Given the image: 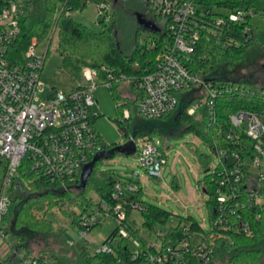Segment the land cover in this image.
<instances>
[{"label": "built area", "instance_id": "obj_1", "mask_svg": "<svg viewBox=\"0 0 264 264\" xmlns=\"http://www.w3.org/2000/svg\"><path fill=\"white\" fill-rule=\"evenodd\" d=\"M145 1L151 13L160 19L154 22L160 32L147 45L150 51L157 50L156 56L135 61L132 68L138 72L133 76L106 67L94 70L86 66L82 69L86 80H101L110 89L125 82L134 85L141 92L138 110L145 120H159L175 113L180 103L179 96L195 91L200 100L191 105L188 114L197 116L203 109L201 115L207 113L215 123L216 100L241 87L223 85L205 78L201 72H194L191 69V55L204 35L223 48L248 43L250 21L254 14L209 6L206 0ZM20 4L21 0H0V239L4 240L5 218L12 207V189L27 188L36 179L45 178L52 183H61L62 189L70 191L78 179L81 180L83 168L104 151L101 137L94 127L95 120L100 116L98 103L93 96L97 85L79 86L69 93L50 89L45 97L39 99L37 95L44 86L42 75L47 51L44 56H39L38 44L34 43L27 50L24 60L11 54L25 15ZM97 20L99 23L100 20L112 22L113 12L109 4L104 2L97 5ZM56 32L54 29L51 38ZM166 40H169V45ZM244 90L242 87V92ZM249 90L247 88V92ZM54 93L55 97L50 98ZM134 94L137 99V94ZM123 116L130 119V110L126 109ZM230 123L233 129L227 133L226 140L233 142L234 132L241 131L254 142V154L245 162L249 167V177L245 189H240L239 185L246 175L244 162L236 153L229 157L226 150L217 149V166L221 169L213 181L216 182L215 200L219 218L214 222V227L211 225L209 232L223 226L230 229L239 227L247 233L249 223L240 215L236 225L229 218L247 208L264 213V116L242 111L233 114ZM128 139V142L135 143L139 162L147 174L160 178L166 152L160 150L159 142H155L152 136L136 138L130 135ZM253 169L260 170L257 177L253 176ZM28 174L33 176L30 181L27 180ZM115 189L113 198L119 200L137 193L139 186L121 181ZM134 208H140L139 203H132L131 210ZM78 215L84 237L99 224L97 216L103 215L120 223L119 237L114 244L128 239L124 225L127 212L119 202L110 205L102 201L100 208L79 212ZM209 237L213 238L214 234ZM209 237L205 233L192 234L187 229L176 243L163 244L159 249L154 247V250L143 248L138 240L133 239L136 249L131 251L128 243L127 257L134 264H214V249L207 245ZM95 254L116 256L117 264H130L105 242ZM53 260L46 257L40 260L21 253L18 264H59Z\"/></svg>", "mask_w": 264, "mask_h": 264}, {"label": "trees", "instance_id": "obj_2", "mask_svg": "<svg viewBox=\"0 0 264 264\" xmlns=\"http://www.w3.org/2000/svg\"><path fill=\"white\" fill-rule=\"evenodd\" d=\"M136 1H142L150 11L149 5L145 0H127L128 3ZM104 2L105 0H27L26 5L29 12L25 11V15L21 20L20 34L11 47V54L15 58L24 60L26 52L31 45L34 43L39 45L51 40V34L56 29L59 33L60 55L63 58L64 68L80 72L86 66L94 70L106 67L126 76L137 74L138 71L132 68V64L137 60L153 59L158 53L157 50H149L147 46L149 43L147 45L140 43L139 36L141 31L145 30L144 28L139 26L135 30V44L132 52L127 54L125 46L118 41L113 33L107 30L106 22L100 20L102 29L97 32L77 21L72 15V13L84 11L88 4L95 3L100 5ZM206 3L209 6L224 8L232 12L242 10L254 15L260 14L264 16V0H206ZM116 12H113L114 23L118 22L116 20ZM154 17L156 19L155 22L160 20L156 16ZM151 22L154 23V21ZM158 32L153 33L157 34ZM152 39H156V36ZM250 55L264 56V45L256 44L253 35L249 37L248 43L228 48L216 45L212 39L204 35L196 46L195 52L191 55V69L194 72L203 73L205 78H211L214 82L229 86L239 85L241 88L231 94L221 95L216 100L217 118L215 123L210 120L207 113L201 115V117L188 114V109L191 105L200 100V97L195 95V91L181 94L176 112L159 119L160 121H165L175 116L177 122L183 126L180 135L194 132L203 142L209 145L215 154L217 149L226 150L229 157L233 153L238 154L241 157V161L244 162L243 170L246 174L239 185L240 189H245L248 181L249 167L246 166L245 162L253 157L254 142L238 130L234 132L235 140L233 142L226 140L227 133L233 129L230 117L242 111L264 116V89L257 92L253 90L247 92L248 86L245 83L222 76L219 72L223 67L228 70L236 68L247 61ZM119 87L120 85H116L111 89L119 111V118L114 121L125 135H134L136 138H140L158 133V128H153L150 132L142 130L145 119L140 116L138 110L141 92L137 91L134 85H131V91L138 96L137 99L131 100L123 97V92L119 91ZM242 87L245 89L243 92ZM120 100L122 104L118 103ZM126 109L131 112L130 119H125L123 116ZM101 142L104 150H110L114 147L105 145L102 139ZM188 148L208 168V157L201 153L197 146L188 145ZM98 163L95 165L94 171L83 191H79L80 179L73 187L74 189L66 191L62 189L61 183H52L45 178L36 179L27 188L12 189V207L5 218L4 230L5 234H11L17 238V244L13 247L12 257L0 264H18L19 254L21 253H24L27 257L44 260L46 255L33 256L27 249L26 246L29 241L27 233H43L49 236L54 234V223L46 218V214L49 210L59 208L61 203L65 201L74 203L79 207L80 212L83 213L100 208L102 201H106L110 205L121 203L127 212V219L124 225L127 228L128 239H121L119 243L114 244L115 239L119 237L120 227L118 226L104 242L114 247L116 253L120 257H124L127 263L134 264L127 257L126 248L128 247L129 239L138 240L145 249H155L147 240L140 236L138 229L128 224V218L132 212L131 204H140L138 193L142 187L139 186L138 192L134 195L114 200L115 187L121 180L114 176L108 179L99 177L97 175ZM220 169L217 166L214 169L216 170L215 173L207 169L209 174L206 177L207 188L205 192L209 196L207 204L212 227H214V222L219 218L215 200L216 182L213 181V178L216 177ZM32 177L31 174H28L27 180L30 181ZM91 192L98 196L97 202L93 198L88 197V193ZM141 212L144 217V226L152 231L155 226L167 225L171 218L169 212L155 206L143 207ZM239 215L249 223V232L245 233L239 227L230 229V227L218 226L215 227L213 232L206 233L202 225L191 216L185 219L183 231L189 229L192 234L205 233L208 237L214 234L213 238L209 237L207 239L208 247L214 249V264H219V261H224L228 264H264V213L258 209L247 208L234 217H228L233 225L238 223ZM74 216V222L79 226V215L74 212ZM9 218L12 219L10 224L8 223ZM178 240L174 232L170 231L164 243L170 245ZM64 252L66 254L63 260L64 264H117L118 260L116 256L91 255L88 252H77L75 259H72L67 257L72 252L71 248L64 249Z\"/></svg>", "mask_w": 264, "mask_h": 264}, {"label": "rangeland", "instance_id": "obj_3", "mask_svg": "<svg viewBox=\"0 0 264 264\" xmlns=\"http://www.w3.org/2000/svg\"><path fill=\"white\" fill-rule=\"evenodd\" d=\"M105 3L111 6L112 12H118H116L118 22L114 23L112 20L107 23V30L116 36L118 41L125 46L126 53L130 54L135 44L134 32L140 26L139 16L142 15L147 20L154 22L156 19L142 1L128 3L127 0H105ZM20 8L29 12L26 1L21 0ZM72 15L77 21L91 29L97 32L101 31L102 27L97 20V5L95 3L88 4L84 11L75 12ZM250 34L255 38L256 44L264 45V16L255 14L252 17ZM154 36L156 34L153 32L141 31L140 43L147 45ZM166 41V44L169 45V40ZM46 51L47 57L42 75L44 86L40 88L42 92L38 93V98L45 97L50 89L69 93L79 86L96 84L97 89L93 96L98 103L97 108L100 114L94 122L97 133L107 146L124 145L125 142H128L130 136H126L114 121L119 118V111L112 90L101 80L87 81L82 71L63 67L58 31L51 40L38 45L37 54L39 56H44ZM219 73L232 80L245 83L254 92L260 91L264 89V56L250 55L247 61L236 68L228 70L223 67ZM119 89L123 92L124 98L136 99L134 92L131 91V84L128 82L122 83ZM118 103L122 104V101L120 100ZM203 111V109L200 110L196 117H199ZM153 128H158L159 132L153 134L152 138L155 142H159L160 150L166 152V161L162 167L160 178L147 174L139 162L138 152L129 156L116 154L112 158L100 161L97 166V175L104 179L114 176L123 183L141 184H137L142 187L138 193L140 208L132 210L128 224L138 229L141 237L159 249L165 244L168 232L173 231L177 238L183 236L184 222L189 216L202 225L206 232L210 231L211 223L207 204L209 196L205 192L206 177L209 174L208 170L213 172L217 167L219 158L209 145L194 132L180 135L183 126L177 122L175 116L165 121L144 120L143 131L150 132ZM188 145L197 146L200 152L208 157V168L200 162L195 153L189 150ZM259 172L258 169L252 170L254 177H257ZM133 193L129 192V194ZM88 197L93 198L96 202L99 199L93 192L88 193ZM147 206H155L169 212L171 218L167 225L155 226L153 231L145 227L141 210ZM74 212L78 214L79 207L70 201L61 203L59 208L47 211L46 218L54 223V234L49 236L43 233H27L29 241L26 247L29 252L33 256L46 255V258L57 260L59 264H64V256L66 257L64 249L68 247L72 249V252L67 257L72 259H75L77 252H88L94 255L104 240L120 224L114 218H104L103 215H98L99 224L84 237L80 227L74 222ZM11 222L12 219L9 218L8 223ZM5 235V240L0 239V263L12 257L13 247L17 244L15 236ZM128 243L131 251H134L136 248L133 239H129ZM219 264L228 263L219 261Z\"/></svg>", "mask_w": 264, "mask_h": 264}, {"label": "water", "instance_id": "obj_4", "mask_svg": "<svg viewBox=\"0 0 264 264\" xmlns=\"http://www.w3.org/2000/svg\"><path fill=\"white\" fill-rule=\"evenodd\" d=\"M139 22H140V27L144 28L145 30L148 31H153V32H158L159 28L151 21L147 20L144 18L142 15L139 16ZM55 93L50 96V98H54ZM136 145L134 142L130 141L124 145H115L112 149L110 150H104L102 153L97 155L93 161L89 164H87L83 168L82 176H81V181H80V186H79V191H83L88 183V180L90 179L95 165L104 160V159H109L110 157L114 156L115 154H121V155H135L136 154Z\"/></svg>", "mask_w": 264, "mask_h": 264}, {"label": "flooded vegetation", "instance_id": "obj_5", "mask_svg": "<svg viewBox=\"0 0 264 264\" xmlns=\"http://www.w3.org/2000/svg\"><path fill=\"white\" fill-rule=\"evenodd\" d=\"M118 145H123V144H118Z\"/></svg>", "mask_w": 264, "mask_h": 264}]
</instances>
